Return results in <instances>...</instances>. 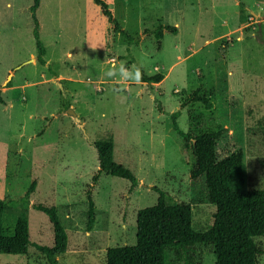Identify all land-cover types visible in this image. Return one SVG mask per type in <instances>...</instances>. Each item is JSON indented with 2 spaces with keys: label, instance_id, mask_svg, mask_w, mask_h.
Masks as SVG:
<instances>
[{
  "label": "rangeland",
  "instance_id": "rangeland-1",
  "mask_svg": "<svg viewBox=\"0 0 264 264\" xmlns=\"http://www.w3.org/2000/svg\"><path fill=\"white\" fill-rule=\"evenodd\" d=\"M105 1L133 41L114 32L92 0H40V64L33 0H0L3 230L12 235L24 216L33 240L47 243L46 215L33 205L54 206L68 235L59 264H106L107 248L134 244L137 212L156 203L155 188L168 203L190 204L195 230L212 225L215 205L204 176L191 178V145L184 147L174 131L172 112L179 111L178 124L191 135L223 127L217 157L241 149L245 188H264V0ZM159 25L177 28L163 34L160 47L149 32ZM121 62L164 78L152 86L140 78L125 80ZM196 89L212 107L181 106ZM69 107L79 121L67 113ZM107 138L114 141L115 159L137 177L133 190L128 180L104 173L92 182L99 169L94 141ZM255 240L264 247V236ZM193 254L198 264H215L212 245L196 244ZM0 264L49 262L32 248L27 254L1 253ZM166 264L184 263L168 250Z\"/></svg>",
  "mask_w": 264,
  "mask_h": 264
},
{
  "label": "trees",
  "instance_id": "trees-1",
  "mask_svg": "<svg viewBox=\"0 0 264 264\" xmlns=\"http://www.w3.org/2000/svg\"><path fill=\"white\" fill-rule=\"evenodd\" d=\"M98 7L101 16L120 33L128 42L134 38L128 34L114 16L105 0H92ZM40 0H33L30 6L33 21V36L37 49V60L45 64L43 58L45 47L39 35V22L36 9ZM157 39L160 47L165 32L177 33L171 25H159L149 31ZM140 81L152 86L164 78L163 73L146 75L140 73ZM158 101V100H157ZM159 102V101H158ZM200 102L207 108L212 107L209 98L196 89L181 102L186 106ZM162 111V108L158 106ZM179 111L171 113L172 127L183 138L184 147L191 145L194 165L191 178H205L209 201L215 205L212 225L203 231L192 226V210L188 203H168L166 193L155 188L158 198L155 204L138 210L136 215V238L132 245L115 246L106 249V264H166L167 251L171 250L175 258L184 264H198L194 260L196 244L212 245L215 264H259V257L264 253L263 245L255 237L264 236V188L246 189L241 149L231 152L222 158L216 154V144L225 129L220 125L212 131L191 135L180 128L177 118ZM99 161V169L92 176L96 183L102 173L123 178L129 181L133 190L138 179L135 174L114 157L112 138L94 141ZM91 186L87 190V228L91 229L94 221V202L91 197ZM35 187L32 182L27 194ZM34 208L45 213L51 236L47 243L33 240L29 222L19 216L12 235L4 234L3 213L6 202L0 198V254H27L32 248L43 253L49 264H59L58 256L66 251L68 235L63 227L54 206L34 204Z\"/></svg>",
  "mask_w": 264,
  "mask_h": 264
},
{
  "label": "clouds",
  "instance_id": "clouds-1",
  "mask_svg": "<svg viewBox=\"0 0 264 264\" xmlns=\"http://www.w3.org/2000/svg\"><path fill=\"white\" fill-rule=\"evenodd\" d=\"M113 68H115V65H113ZM119 73L120 76L125 80H139L140 72L138 69H135L133 67L132 70H129L128 68L124 67V63L121 62L119 67ZM109 76L114 75V72L109 70L107 73Z\"/></svg>",
  "mask_w": 264,
  "mask_h": 264
},
{
  "label": "water",
  "instance_id": "water-1",
  "mask_svg": "<svg viewBox=\"0 0 264 264\" xmlns=\"http://www.w3.org/2000/svg\"><path fill=\"white\" fill-rule=\"evenodd\" d=\"M67 113L70 114V115H72V116H74L75 119H76V121H79V118L76 116V113L74 112V110L71 107H69L67 109Z\"/></svg>",
  "mask_w": 264,
  "mask_h": 264
}]
</instances>
